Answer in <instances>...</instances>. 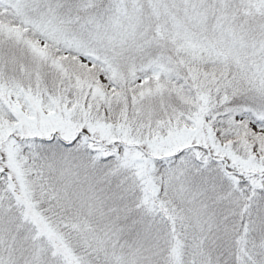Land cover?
Here are the masks:
<instances>
[{"label": "snow or ice", "instance_id": "1", "mask_svg": "<svg viewBox=\"0 0 264 264\" xmlns=\"http://www.w3.org/2000/svg\"><path fill=\"white\" fill-rule=\"evenodd\" d=\"M0 264H264V0H0Z\"/></svg>", "mask_w": 264, "mask_h": 264}]
</instances>
